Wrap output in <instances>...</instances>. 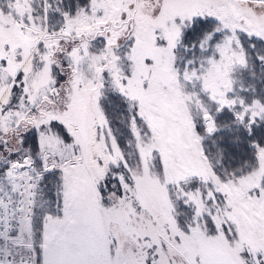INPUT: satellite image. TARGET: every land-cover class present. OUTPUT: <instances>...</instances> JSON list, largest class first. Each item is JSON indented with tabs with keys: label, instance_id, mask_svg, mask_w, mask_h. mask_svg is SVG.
<instances>
[{
	"label": "snow or ice",
	"instance_id": "obj_1",
	"mask_svg": "<svg viewBox=\"0 0 264 264\" xmlns=\"http://www.w3.org/2000/svg\"><path fill=\"white\" fill-rule=\"evenodd\" d=\"M0 264H264V0H0Z\"/></svg>",
	"mask_w": 264,
	"mask_h": 264
}]
</instances>
